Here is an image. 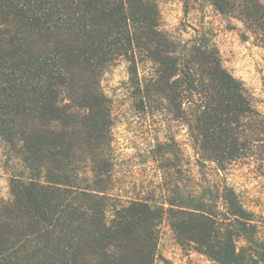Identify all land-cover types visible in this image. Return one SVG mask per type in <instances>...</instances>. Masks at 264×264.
Listing matches in <instances>:
<instances>
[{
  "label": "trees",
  "instance_id": "obj_1",
  "mask_svg": "<svg viewBox=\"0 0 264 264\" xmlns=\"http://www.w3.org/2000/svg\"><path fill=\"white\" fill-rule=\"evenodd\" d=\"M208 1L264 48L260 0ZM138 51L160 66L156 90L179 97L186 85L190 110L183 99L178 109L189 112L205 158L221 169L246 158L264 170V115L217 51L196 41L182 60L170 55L177 50L151 0H0V136L19 147L26 169L11 176L9 198L0 190V264L156 263L164 209L142 200L111 206L105 188L112 110L102 76L120 58L135 62ZM143 89L150 96V85ZM224 193L225 219L195 209L173 227L218 264L247 256L259 264L264 241L255 238L254 212L230 187Z\"/></svg>",
  "mask_w": 264,
  "mask_h": 264
},
{
  "label": "rangeland",
  "instance_id": "obj_2",
  "mask_svg": "<svg viewBox=\"0 0 264 264\" xmlns=\"http://www.w3.org/2000/svg\"><path fill=\"white\" fill-rule=\"evenodd\" d=\"M151 1L159 11V29L177 50L170 55L179 57L196 41L217 51L222 66L242 84L264 115V48L246 25L225 17L208 0ZM135 60L120 58L102 76L101 88L112 110V144L106 149L112 170L105 185L112 197L111 206L119 201L142 200L164 209L155 264H218L197 250L195 242L183 240L172 223L185 219L195 209L225 219V204L229 203L225 186L254 212L258 223L255 238L264 241V170L261 172L246 158L228 164L226 169L205 158L187 124L189 112L178 109L179 99H183L182 107L190 110L188 99L192 98L186 85L181 86L179 97L175 91L156 90L160 66L144 52L138 51ZM147 84L152 89L150 96L143 89ZM86 165L83 161V170H88ZM25 171L19 147L0 136L3 197L10 196L11 176ZM237 243L247 255L256 253L253 244ZM257 260L256 256H247L242 264H258Z\"/></svg>",
  "mask_w": 264,
  "mask_h": 264
}]
</instances>
